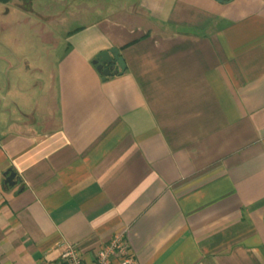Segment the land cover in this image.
<instances>
[{
	"label": "crops",
	"instance_id": "1",
	"mask_svg": "<svg viewBox=\"0 0 264 264\" xmlns=\"http://www.w3.org/2000/svg\"><path fill=\"white\" fill-rule=\"evenodd\" d=\"M28 1L0 2V264L117 231L140 264H264V0Z\"/></svg>",
	"mask_w": 264,
	"mask_h": 264
},
{
	"label": "built area",
	"instance_id": "2",
	"mask_svg": "<svg viewBox=\"0 0 264 264\" xmlns=\"http://www.w3.org/2000/svg\"><path fill=\"white\" fill-rule=\"evenodd\" d=\"M61 264H140L133 256L122 231H117L110 240L97 248L86 262L79 247L66 243L59 254Z\"/></svg>",
	"mask_w": 264,
	"mask_h": 264
},
{
	"label": "rangeland",
	"instance_id": "3",
	"mask_svg": "<svg viewBox=\"0 0 264 264\" xmlns=\"http://www.w3.org/2000/svg\"><path fill=\"white\" fill-rule=\"evenodd\" d=\"M12 1V3L13 4H15V5H17L18 7H19V9L21 8V9H30V4H29V1L28 0H11ZM112 1L113 0H107L106 1V8H103L101 11H100V13L99 12H95L94 13V17H97V16H99V15H102V14H104V13H107V14H111L112 13V9H111V7H112V5L113 4H111L112 3ZM130 1V0H129ZM8 4V3H7ZM3 4L2 3H0V6H2ZM7 6H9V4L7 5ZM97 8H99V7H97ZM22 14H24V15H26L25 13L26 12H24V11H21V10H19ZM14 15V17H13V20L15 21L14 22V26H13V30H18V31H23L24 32V30H31L32 28H29V26H30V23H33V22H30L29 23V21H27V20H22L21 19V17L17 14V13H13ZM66 15L67 14H69L68 13V11L65 13ZM27 16V15H26ZM31 18H32V16L31 15H29ZM68 16V15H67ZM67 18H69V16L67 17ZM66 18V19H67ZM18 19H20V20H18ZM63 20V21H61L60 23H59V25H58V27H57V29H56V38L58 39V43L60 44V46H61V49L63 50V47H64V44H65V41H64V37H65V33H66V31L67 30H69V29H73L74 27H76L78 24H80L81 22H80V19H77V18H69V20ZM29 25V26H28ZM16 30V31H17ZM15 55V54H14ZM34 55L36 56L37 54H30V56H32V57H34ZM35 59V58H34ZM32 73H34L33 74V78H36V77H40V75H38L37 74V71L35 72H32ZM31 80V79H30ZM31 87V86H30ZM31 91H33V90H31ZM42 92L41 91H35L34 90V93H33V97H30L29 96V100L31 101V102H36L37 100V102H39V105H38V108H40L41 107V103H40V101H41V97H42ZM32 98H33V100H32ZM36 98V101L34 100Z\"/></svg>",
	"mask_w": 264,
	"mask_h": 264
},
{
	"label": "water",
	"instance_id": "4",
	"mask_svg": "<svg viewBox=\"0 0 264 264\" xmlns=\"http://www.w3.org/2000/svg\"><path fill=\"white\" fill-rule=\"evenodd\" d=\"M219 2L223 0H217ZM92 63L96 65L97 70L102 74V78H105L112 72L114 64H117L121 70L124 69L125 63L122 56L119 54L117 47L112 46L107 49H102L96 53ZM6 173V182H10L14 178V173L11 171Z\"/></svg>",
	"mask_w": 264,
	"mask_h": 264
},
{
	"label": "trees",
	"instance_id": "5",
	"mask_svg": "<svg viewBox=\"0 0 264 264\" xmlns=\"http://www.w3.org/2000/svg\"><path fill=\"white\" fill-rule=\"evenodd\" d=\"M8 1H10V0H0V2H2V3H6Z\"/></svg>",
	"mask_w": 264,
	"mask_h": 264
}]
</instances>
